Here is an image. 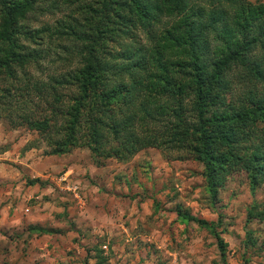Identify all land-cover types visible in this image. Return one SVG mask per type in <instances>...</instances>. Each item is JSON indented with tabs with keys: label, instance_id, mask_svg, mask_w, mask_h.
Instances as JSON below:
<instances>
[{
	"label": "trees",
	"instance_id": "16d2710c",
	"mask_svg": "<svg viewBox=\"0 0 264 264\" xmlns=\"http://www.w3.org/2000/svg\"><path fill=\"white\" fill-rule=\"evenodd\" d=\"M54 56V83L31 74ZM0 83V113L39 133L48 155L85 148L101 165L184 153L211 199L232 169L264 181V3L0 0Z\"/></svg>",
	"mask_w": 264,
	"mask_h": 264
},
{
	"label": "rangeland",
	"instance_id": "374dc122",
	"mask_svg": "<svg viewBox=\"0 0 264 264\" xmlns=\"http://www.w3.org/2000/svg\"><path fill=\"white\" fill-rule=\"evenodd\" d=\"M244 1L248 4L264 3V0ZM59 17V14L53 17L44 15L27 23L30 27H39ZM40 65L39 70H31V74L42 82L47 81L46 76L49 75L52 77L49 82L54 83L57 70L61 68L55 56L47 57ZM43 107L39 106V109ZM30 110L35 117L42 115L41 110H33L32 107ZM48 150L39 133L28 130L24 124L17 125L0 113V157H3L0 159V165H3L0 199L4 200L0 204V213L11 202L12 210L21 219V225L12 229L11 235L0 229V233L9 239L4 250L6 257L11 255L8 249L15 244V251L20 253L24 264H95L97 261L100 264H170L171 257L156 243L137 238L126 244L121 238L124 233L119 229H113L111 237L107 232L101 236L95 232L91 221L81 216V212H85L114 219V199H122L129 204L139 196L143 206L136 222L140 227L145 226V221L151 224L153 209L174 212L176 218L172 221L174 229H169L170 234L184 235L193 249L200 247L195 243L199 239L206 248L215 246L219 264H264V223L247 215L253 205V212L264 210V181L251 186L244 170L227 172L223 185L211 199L205 189L202 166L184 153L146 148L125 162L107 159L96 165L85 148H72L64 155H48ZM72 167L87 169L84 183L89 188L100 189L96 197L87 194L83 207L74 197L60 200V197L70 194L56 188L54 180L44 178L48 175L58 178ZM53 169L61 171L54 173ZM48 186L56 188V195L38 199ZM9 192H18V195L8 196ZM43 204H50L53 209L61 207L63 211H38L37 206L42 207ZM25 208L32 210L30 215L24 212ZM181 216L190 219L182 221ZM132 219L136 220V217ZM209 224H214L213 230ZM130 225L131 221H128L125 227ZM134 231L144 234L139 228ZM146 231L150 234L149 229ZM214 235L224 244L222 255ZM232 245H235V250ZM172 246L177 249L183 247L175 239ZM41 249L51 252L49 259L38 258L44 255ZM185 264L196 262L185 259ZM211 264H217V261L213 260Z\"/></svg>",
	"mask_w": 264,
	"mask_h": 264
},
{
	"label": "clouds",
	"instance_id": "9594fccd",
	"mask_svg": "<svg viewBox=\"0 0 264 264\" xmlns=\"http://www.w3.org/2000/svg\"><path fill=\"white\" fill-rule=\"evenodd\" d=\"M3 159V157H0ZM61 169H53L54 173H59ZM0 174H3V165H0ZM17 175H19L17 173ZM87 175V169L79 170L76 167H72L68 171H64L62 175L57 176L48 175L45 176V179H52L56 183V188H59L61 192L66 194H70V196L65 195L60 197V200H71V198H75L80 202L81 207H83L84 203L87 199V194H91L93 197H96L100 194V189L98 187L89 188L88 184L84 183V178ZM72 177V179H69ZM79 177V178H77ZM56 188L52 186H48L41 194L42 196H55ZM8 196L18 195V192H9ZM4 200L0 199V204H3ZM113 209L115 210V218H101L96 216L94 213L91 215L86 214L85 212H81V216H84L85 219L90 220L95 228V232L101 236L107 232L109 237L112 235L113 229H119L120 232L124 233L121 237L126 244H130L134 239L140 238L145 242L156 243L158 247L163 249L167 256L171 257L170 264H185V259L189 261H195L196 264H211L213 260L217 261L218 252L213 245L212 248H206L204 244L201 243L199 239L195 240L196 244H199L200 247L193 249V247L188 244L187 238L184 235L177 234L176 236H172L169 232V229H174V225L172 221L176 218V214L166 213L162 211H156L153 209L152 212V221L149 225L147 221H145V226L140 227L137 224V220L140 219L139 210L143 206V202L140 200L139 196L137 200L131 201L129 204H125L122 199H114L113 200ZM45 209H52L55 212H62L63 209L61 207H55L50 204H43L41 206H37L38 211H43ZM12 210V203L9 202L7 204L6 209L0 213V229H4L11 235V230L16 229L21 225V219L15 215V210ZM26 214H31V209L25 208L23 209ZM50 215V213H49ZM135 216L136 220H133L132 217ZM99 221V223H97ZM131 221V225L129 228L125 227V224ZM139 231L144 233L143 235H139V233L134 230L138 229ZM146 229L150 230V234L146 231ZM120 233L118 232L117 235ZM243 236V233H240ZM175 239L178 244L183 245L182 248L177 249L172 246V240ZM211 243V241H209ZM9 244L8 236L0 233V264H4L7 261V264H24V261L20 258V253L15 251V244L12 245L8 251L11 252V255L5 256L4 250L5 246ZM167 245L168 247H165ZM23 245H21V248ZM235 250V245H232ZM170 249V250H169ZM41 252H44L41 249ZM51 256V252H44L42 257H38L39 259H49ZM94 264V262H92ZM146 264H150V262H146Z\"/></svg>",
	"mask_w": 264,
	"mask_h": 264
},
{
	"label": "crops",
	"instance_id": "0c3cea01",
	"mask_svg": "<svg viewBox=\"0 0 264 264\" xmlns=\"http://www.w3.org/2000/svg\"><path fill=\"white\" fill-rule=\"evenodd\" d=\"M4 183V182H3ZM5 210V209H4ZM3 209H1V211H4ZM10 211V210H9Z\"/></svg>",
	"mask_w": 264,
	"mask_h": 264
}]
</instances>
